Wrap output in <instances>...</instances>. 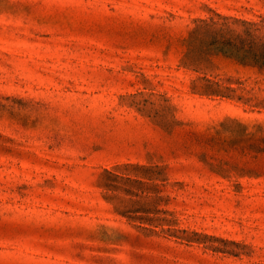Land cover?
I'll return each instance as SVG.
<instances>
[{
	"label": "rangeland",
	"instance_id": "obj_1",
	"mask_svg": "<svg viewBox=\"0 0 264 264\" xmlns=\"http://www.w3.org/2000/svg\"><path fill=\"white\" fill-rule=\"evenodd\" d=\"M0 264H264V0H0Z\"/></svg>",
	"mask_w": 264,
	"mask_h": 264
}]
</instances>
